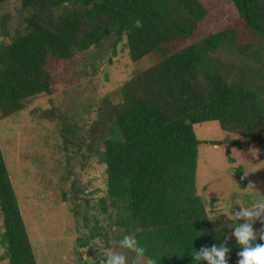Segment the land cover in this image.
Wrapping results in <instances>:
<instances>
[{
    "label": "trees",
    "instance_id": "16d2710c",
    "mask_svg": "<svg viewBox=\"0 0 264 264\" xmlns=\"http://www.w3.org/2000/svg\"><path fill=\"white\" fill-rule=\"evenodd\" d=\"M8 1L0 0V6ZM229 1L248 42L233 25L179 49L209 17L202 0H22L30 12L26 33L11 36L10 15L0 21V38L11 41L0 44L4 118L53 92V60L70 61L112 37L126 41L133 62L157 56L154 66L123 85L121 103L103 102L86 143L107 166L118 223L161 258L159 264H193L192 247H211L229 237L213 226L198 195L201 142L195 126L219 122L225 132L253 143L264 161L262 17L257 0ZM137 19L142 28L135 26ZM225 50L237 54L230 63L217 56ZM0 206L9 264H38L1 145ZM228 246L229 264H237L235 239Z\"/></svg>",
    "mask_w": 264,
    "mask_h": 264
},
{
    "label": "rangeland",
    "instance_id": "374dc122",
    "mask_svg": "<svg viewBox=\"0 0 264 264\" xmlns=\"http://www.w3.org/2000/svg\"><path fill=\"white\" fill-rule=\"evenodd\" d=\"M202 2L209 17L179 49L235 24L243 25L229 0ZM29 14L23 10L22 0H9L0 6V21L10 15L7 29L11 36L18 30L26 31L24 19ZM238 28L241 39L248 42L251 38L244 28ZM1 42L11 43L9 38H0ZM236 55L225 50L217 56L230 63ZM157 60L149 55L133 62L126 41L117 43L112 37L102 47L70 61L53 60L51 94L30 99L23 111L8 118L0 110V145L38 264H99L106 259L102 257L106 251L119 250L118 240L126 233L118 223L120 208L117 202L113 205L109 193L107 166L86 139L103 102L121 103L123 85ZM195 133L201 142L198 195L213 226L231 236V222L217 213L235 193L247 196L243 187L249 181L264 194V161L253 143L225 132L219 122L197 125ZM112 134L118 137V128ZM218 141L223 145L209 144ZM243 170L250 172L245 184L238 174ZM262 227L259 221L254 225L257 230ZM4 232L0 206V264H9ZM126 254L131 261L133 254Z\"/></svg>",
    "mask_w": 264,
    "mask_h": 264
},
{
    "label": "clouds",
    "instance_id": "9594fccd",
    "mask_svg": "<svg viewBox=\"0 0 264 264\" xmlns=\"http://www.w3.org/2000/svg\"><path fill=\"white\" fill-rule=\"evenodd\" d=\"M135 26L142 28V21L137 19ZM249 173L248 170H243L241 179H246ZM243 188L247 190V196L235 193L233 195L235 199H232V196L217 213V216L224 214L231 222V236L211 247L202 246L199 250L192 247L188 254L192 257L193 264H202V262H206V264H229L228 257L231 248L228 246V241L233 237L240 249L237 253L239 257L237 264H264V227L260 230L254 228L257 221L264 225V194L256 190L254 182L251 181L247 187ZM221 202L220 197L217 204L219 205ZM236 205H239V208H235ZM258 240L261 242H257ZM118 245L119 250L106 251L102 255L106 259H101L99 264H159L161 259L155 255H150L148 248L143 246L134 234L123 235L118 240ZM125 250L133 254L131 261H129Z\"/></svg>",
    "mask_w": 264,
    "mask_h": 264
},
{
    "label": "water",
    "instance_id": "95a60500",
    "mask_svg": "<svg viewBox=\"0 0 264 264\" xmlns=\"http://www.w3.org/2000/svg\"><path fill=\"white\" fill-rule=\"evenodd\" d=\"M259 8H260V13L262 17V23H263V29L262 32L264 33V0H257Z\"/></svg>",
    "mask_w": 264,
    "mask_h": 264
}]
</instances>
